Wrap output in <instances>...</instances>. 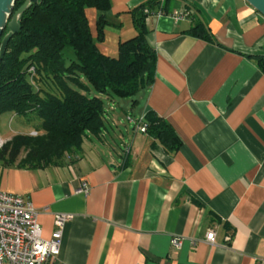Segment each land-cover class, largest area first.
I'll list each match as a JSON object with an SVG mask.
<instances>
[{"label": "crops", "instance_id": "0c3cea01", "mask_svg": "<svg viewBox=\"0 0 264 264\" xmlns=\"http://www.w3.org/2000/svg\"><path fill=\"white\" fill-rule=\"evenodd\" d=\"M147 1L111 0L103 54L116 58L119 42L136 35L131 11ZM160 3L166 13L146 17L154 79L131 102L138 122L120 153L106 130L85 138L72 162L0 167V191L34 206L44 239L55 214L72 215L45 264H264V74L255 59L264 17L245 0ZM85 14L96 37L100 13ZM198 23L211 40L189 32ZM148 111L173 128L177 150L140 130Z\"/></svg>", "mask_w": 264, "mask_h": 264}, {"label": "trees", "instance_id": "16d2710c", "mask_svg": "<svg viewBox=\"0 0 264 264\" xmlns=\"http://www.w3.org/2000/svg\"><path fill=\"white\" fill-rule=\"evenodd\" d=\"M24 1L16 0L13 11ZM110 5L111 0H39L21 15L20 29L8 41L0 63V116L36 118L38 135L16 134L7 140L0 149L1 168L34 169L74 161L85 138L101 137L107 130L101 95L109 101L131 98L134 103L138 92L152 83L156 53L146 39V17L156 10L166 13L164 5L149 0L131 11L136 35L119 42L116 58L97 46L109 24L105 12ZM86 8L100 13L96 37L91 35ZM189 32L212 39L202 23ZM65 48L72 50V58ZM255 59L264 74V54ZM31 66L33 83L28 78ZM91 90L97 95H89ZM141 124L167 151L180 147L173 128L154 112H146Z\"/></svg>", "mask_w": 264, "mask_h": 264}, {"label": "built area", "instance_id": "2783aa9c", "mask_svg": "<svg viewBox=\"0 0 264 264\" xmlns=\"http://www.w3.org/2000/svg\"><path fill=\"white\" fill-rule=\"evenodd\" d=\"M140 130L145 132L144 124ZM6 141L0 136V149ZM79 191H87L86 183L81 184ZM37 216L38 211L29 201L20 195L0 191V264H45L59 254L62 230L72 215H54V229L49 239L41 236ZM205 239L212 244L215 232L209 230ZM172 242L175 246L179 244L177 239Z\"/></svg>", "mask_w": 264, "mask_h": 264}, {"label": "rangeland", "instance_id": "374dc122", "mask_svg": "<svg viewBox=\"0 0 264 264\" xmlns=\"http://www.w3.org/2000/svg\"><path fill=\"white\" fill-rule=\"evenodd\" d=\"M64 52L67 57L72 58L74 56L70 48H65ZM29 72L31 73V76L28 78L33 83L35 68L31 66ZM84 82L88 84L86 81ZM92 94L97 95L94 90L89 92V95ZM101 96L105 103V109L107 110V131L105 133V139L111 144L116 152L120 153L121 141H125L129 138L132 133L133 124L135 125V123L138 122L136 121L139 117L138 109H132L131 98H117L114 101V105V103L111 104L112 102L107 100L104 95ZM135 97L137 98V95ZM127 116H131V122L128 121ZM113 120L116 122L114 123ZM38 123L39 120L36 118L27 120L26 118L16 116L13 113H4L0 116V136L5 140H9L16 134L37 136L38 133L34 130V127Z\"/></svg>", "mask_w": 264, "mask_h": 264}, {"label": "water", "instance_id": "95a60500", "mask_svg": "<svg viewBox=\"0 0 264 264\" xmlns=\"http://www.w3.org/2000/svg\"><path fill=\"white\" fill-rule=\"evenodd\" d=\"M16 0H0V63L3 60L7 43L20 29L19 20L24 11L39 0H25L13 11ZM264 17V0H245ZM7 32L3 35L4 30Z\"/></svg>", "mask_w": 264, "mask_h": 264}, {"label": "clouds", "instance_id": "9594fccd", "mask_svg": "<svg viewBox=\"0 0 264 264\" xmlns=\"http://www.w3.org/2000/svg\"><path fill=\"white\" fill-rule=\"evenodd\" d=\"M249 11H251V10H249Z\"/></svg>", "mask_w": 264, "mask_h": 264}]
</instances>
